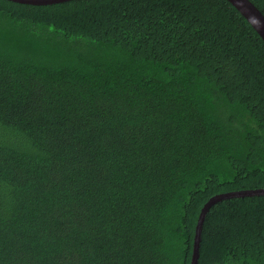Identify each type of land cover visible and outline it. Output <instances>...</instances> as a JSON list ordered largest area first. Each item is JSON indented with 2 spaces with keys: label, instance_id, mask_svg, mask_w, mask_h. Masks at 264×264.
I'll return each instance as SVG.
<instances>
[{
  "label": "trees",
  "instance_id": "1",
  "mask_svg": "<svg viewBox=\"0 0 264 264\" xmlns=\"http://www.w3.org/2000/svg\"><path fill=\"white\" fill-rule=\"evenodd\" d=\"M259 188L264 40L230 2L0 0V264H191L205 203ZM199 264H264V195L212 207Z\"/></svg>",
  "mask_w": 264,
  "mask_h": 264
},
{
  "label": "water",
  "instance_id": "2",
  "mask_svg": "<svg viewBox=\"0 0 264 264\" xmlns=\"http://www.w3.org/2000/svg\"><path fill=\"white\" fill-rule=\"evenodd\" d=\"M17 3L29 4V5H52L71 0H10ZM230 2L242 16L251 24L260 37L264 40V13L251 1V0H227ZM264 195V188L248 189L240 191H232L222 194H217L209 199L207 203L201 209L198 222L196 225L194 247L191 264H199L200 259V247L202 241V232L206 217L213 206L217 203L233 198H242L250 196Z\"/></svg>",
  "mask_w": 264,
  "mask_h": 264
}]
</instances>
